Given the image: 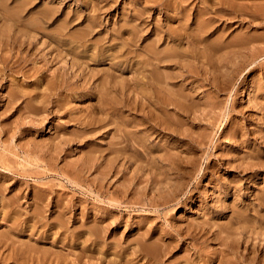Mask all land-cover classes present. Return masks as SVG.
I'll return each instance as SVG.
<instances>
[{
    "label": "rangeland",
    "instance_id": "374dc122",
    "mask_svg": "<svg viewBox=\"0 0 264 264\" xmlns=\"http://www.w3.org/2000/svg\"><path fill=\"white\" fill-rule=\"evenodd\" d=\"M202 1L206 2L0 0V264H109L110 259L119 261V254L98 257L99 253L85 252L87 234L80 230L91 224L98 225L101 229L98 237L103 239L97 237L96 244H89L90 249L94 245L96 248L128 245L127 255L130 256L137 239H148L157 243L161 250L158 253L162 255L165 248L176 246L174 257L166 253L164 259L159 255L157 264L162 261L185 264L192 260L194 264H236L238 259L237 264H244L243 255L248 256V261L251 254L254 258L264 255V109L260 108L264 104V0H208L207 4L203 2L206 5ZM195 4L199 8H195ZM202 4L204 8L208 6L220 12L213 13L219 18L213 19L211 26L199 31L196 27L201 19L195 23L192 20L195 21L194 15L203 9ZM188 7L191 9L187 11ZM182 8L186 9V14ZM213 14L203 19L214 18ZM250 14H255V18ZM185 15L188 18H184ZM148 30H158L162 32L160 36L167 38V41L160 40V44L166 42L160 47L165 51L172 47L170 36L176 37L179 30L185 32V39L188 36L194 42L193 47L183 45L184 49L189 46L188 50L193 51L190 67L165 69L170 76L183 75L175 80L181 85L174 86L181 95L192 96L189 101L193 107L190 114L179 117L177 135L171 131L152 133L150 141L146 142L137 135L135 138L129 135V162L121 158L113 162L115 167H126L125 170L103 177L115 156L109 150L110 142L123 140L124 133L118 130L129 126L122 125V118L115 117L111 111L109 120L101 121L102 125L108 124L98 125L95 118L101 116L98 113L100 101L92 90L84 91L81 82L75 83L76 79L68 85L74 90L62 87V91H57L55 84L49 85L53 89L50 92L57 91L50 100L62 99V108L56 110L49 103L46 109H32L40 105L42 93L48 91V77L39 72L46 68L41 56L46 58L66 52L70 45L82 43L90 45L87 48L92 49L88 54L92 58L95 55L93 60L96 61H102L106 57L103 54L117 53L114 61H119L116 62L118 67H111L109 61L99 64L85 57L81 60L89 63L90 69L100 70L99 77L105 75L102 79L112 73L118 85L116 93H119L121 83L126 84L127 80L129 90L133 88L143 47L158 37L155 34L148 37ZM57 38L67 40L59 42ZM203 41H207V45ZM123 46L125 48H121ZM68 54L67 60L70 59ZM61 64L51 66L46 74H56L61 66L67 70L65 65H68ZM124 67L130 69L123 72ZM68 72L73 71L68 69ZM183 77L186 80L182 81ZM245 87H251L249 97L252 99L249 110L242 112L238 98L243 97ZM124 115L128 119H140L128 111H124ZM106 130L110 132L107 134ZM242 224H246L244 232ZM194 234L197 241L192 238ZM228 242L233 245L228 246ZM150 257L135 258L131 263L154 264ZM43 259H47L46 262Z\"/></svg>",
    "mask_w": 264,
    "mask_h": 264
},
{
    "label": "bare ground",
    "instance_id": "6f19581e",
    "mask_svg": "<svg viewBox=\"0 0 264 264\" xmlns=\"http://www.w3.org/2000/svg\"><path fill=\"white\" fill-rule=\"evenodd\" d=\"M184 1H186L187 2V0H184ZM198 1V0H197ZM200 1V0H199ZM208 0H206V2H207ZM218 1V0H217ZM221 1V0H220ZM219 1V2H220ZM226 1V0H225ZM250 1V0H249ZM253 1V0H252ZM256 1V0H255ZM162 2V1H161ZM182 2H183V0H182ZM203 2H205V1H202L201 3H203ZM205 2V3H206ZM212 2V1H211ZM223 2V1H222ZM259 2V1H258ZM156 3V2H155ZM172 3V2H171ZM178 2H176V4H177ZM189 3H191V2H189ZM200 3V4H201ZM205 3H203V4H205ZM226 3V2H225ZM232 3H234V2H232ZM243 3V2H242ZM101 4V3H100ZM176 4H174V5H176ZM184 4V3H183ZM199 4V5H200ZM202 4V5H203ZM207 4V3H206ZM205 4V5H206ZM210 4V3H209ZM228 4V3H227ZM229 4H231V3H229ZM238 4V3H237ZM171 5V4H170ZM181 6H182V4H180ZM193 5V4H192ZM226 5V4H225ZM225 5H222V6H225ZM245 5V4H244ZM185 5H183V7H184ZM187 6V5H186ZM188 6H189V4H188ZM214 6V5H213ZM227 6H229V5H226L225 7H227ZM241 6V5H240ZM239 6V7H240ZM243 6V5H242ZM250 6H253V5H250ZM199 8L198 7V5L196 6V4H195V8ZM202 7V6H201ZM200 7V8H201ZM206 7V6H205ZM210 7H212L211 5H210ZM231 7V6H230ZM229 7V8H230ZM234 7V6H233ZM101 8H103V7H101ZM164 8V7H163ZM181 7H177V9H180ZM190 7H188V8H186L187 9V11H188V9H189ZM193 8H194V5H193ZM220 8V7H219ZM254 8V7H253ZM186 9L185 8H182L181 10H183L184 11V13H185V11H186ZM191 9V8H190ZM189 9V10H190ZM221 9H222V7H221ZM92 10V9H91ZM102 10V9H101ZM198 10V9H197ZM239 10V9H238ZM258 10H259V8H258ZM262 10V9H261ZM175 11V10H174ZM186 11V12H187ZM199 12L196 14V15H194V18L193 19H195V21L194 20H192L194 23L196 22V20H199V19H201L200 21H198L197 22V30H206L208 27H209V25H210V23L213 21V19L215 20V15L216 14H218V12H220V9L219 10H217L216 8L213 10V9H209L208 8V6H207V8H204V5H203V9H201V10H198ZM224 11V10H223ZM229 11V10H228ZM260 11V10H259ZM149 12V11H148ZM151 12V11H150ZM180 11H178V13L177 14H180L179 13ZM190 12V11H189ZM240 12V11H239ZM262 12V11H261ZM172 13H174V12H172ZM213 13H216L215 15L213 14ZM167 14V13H166ZM183 14V13H182ZM186 14V13H185ZM207 14H213L214 15V18H212V17H210V18H208V19H203V18H205L204 16L205 15H207ZM221 14H223V13H221ZM225 14V13H224ZM223 14V15H224ZM231 14V13H230ZM263 14V13H262ZM148 15V14H147ZM164 15V14H163ZM169 15V14H168ZM175 15V14H174ZM220 15V14H219ZM173 16V15H172ZM172 16H171V18H172ZM246 16V15H245ZM244 16V17H245ZM250 16H252V17H254L255 18V14H250ZM135 17V16H134ZM174 17H176V15L174 16ZM184 18L185 17H187V15H185V16H183ZM190 17H191V14H190ZM249 17V16H248ZM257 18H259L258 16H256ZM137 18V17H136ZM139 18V17H138ZM149 18V17H148ZM188 18V17H187ZM218 18H219V16H218ZM218 18H216V19H218ZM256 18V19H257ZM222 19V18H221ZM177 20H178V18H177ZM233 20V19H232ZM250 20V19H249ZM183 21H184V19H183ZM150 22V21H149ZM214 22V21H213ZM240 22V21H239ZM255 22V21H254ZM260 22V21H259ZM179 23L180 24H182L181 22H180V19H179ZM225 23V22H224ZM243 23V22H242ZM145 24H147V23H145ZM185 24V23H184ZM187 24V23H186ZM190 24V23H189ZM191 24H192V22H191ZM216 24H217V22H216ZM232 24V23H231ZM230 24V25H231ZM21 25V24H20ZM144 25V24H143ZM151 24L149 23V25L148 26H150ZM160 25V24H159ZM213 25V24H212ZM248 25V24H247ZM156 26V25H155ZM158 26V25H157ZM160 26H162V25H160ZM184 26H186V25H184ZM211 26V25H210ZM128 27V26H127ZM143 27V26H142ZM154 27V26H153ZM152 27V28H153ZM189 27V26H188ZM187 27V28H188ZM151 28V29H152ZM186 28V27H185ZM132 29V28H131ZM154 29V28H153ZM183 29V28H182ZM211 29V28H210ZM210 29H208V30H210ZM159 30V29H158ZM158 30H148V33H147V35H148V37L149 36H151V35H157L158 37L157 38H155L156 40H154V41H150V42H147L145 45H144V47H143V55H142V57H141V59H139V60H141L140 61V63H139V65H140V67L138 66V68L135 70V74H136V77H135V80L133 79L132 81L135 83H133L134 84V86H133V88L131 89V90H129L130 89V87H129V85H130V82H129V80H127V81H124V82H127L126 84L125 83H121V86H120V88H119V93L117 94L116 93V90H118V85H116V82H114V80H113V78H112V76L111 75H113L112 73H109V75H107L106 76V78H104V79H102L104 76H102V78H100L99 76H100V70H93L92 68L90 69V64L89 63H87L86 61H84V60H81L82 58H84L85 57V59L86 60H91V61H93V62H97V63H99V64H104V63H107V61H109V62H111V67L112 66H117L118 67V65H116V62L114 61V59L116 58V57H118V56H116V54H112V53H108V55H105V54H103L104 55V59L102 60V61H96V60H93V58H94V56H93V58H92V55H89L88 54V51L90 50V49H92V48H90V49H88L87 47L88 46H90L89 44L88 45H85V44H83L82 42V44L81 45H74V46H72V45H70V47L68 48V49H66V52H57V53H55L54 55H52L50 52V57H46L45 58V56H43V54H42V56H41V58H42V60L44 61V63H45V66H46V68L45 69H40L41 71H39L43 76H45V77H48L47 78V80H46V82H48L49 84L47 85L48 86V88H46V90H48V91H45V92H48V93H45V92H43L42 93V97H43V100L41 101V102H39V104L40 105H34L33 107H32V109L33 108H35V110L37 109V110H39V109H46V105H48L49 103L50 104H52V107L53 108H55L56 110H59L60 108H62V104H63V101L61 102V100L58 98V97H56V98H54V99H52V100H50V97L51 96H55L56 94H57V91H62V87L63 88H67V89H69V90H74V88L73 87H71V88H69L68 87V85L70 84V82H72V80L73 79H76L75 80V83H78V82H81L82 83V85L81 86H83V90L84 91H93V95H95L96 97H98V99H99V101H100V103H99V108H98V110H99V112L98 113H101V116H100V118H98V119H96L95 118V120L97 121V123H98V125L100 124L101 126H106V124H108V123H104L105 125H102L101 124V121H104L106 118L108 119V115H109V113H110V111L112 112V113H115L114 115H115V117H121L122 118V125H124V126H129V128H127V129H124V128H126V127H123V130H118V131H121V132H123L124 133V135H122V136H125L126 137V139H124V137H122L121 136V138L123 139V140H118L117 142L115 141V142H110V145H109V150H111V152H114L115 153V156H114V160H110V163H109V165H108V168H106V170H105V173L103 174L104 176L103 177H105L106 175H108L109 173H115V172H121V171H123V170H125V168H123V169H121L120 167H115L114 165H113V162L116 160V159H119V158H121V159H124V161H126V163L127 162H129V159H130V157H129V155L127 154V151L130 149V145H129V143H128V139L130 138V137H128L129 135L131 136H133L134 137V135H137V136H139L140 137V139L141 140H143V141H145V140H147V141H150V139H149V136H151L152 135V133H157V135L158 134H161V133H166L167 131H168V133L171 131L173 134H175V135H177V133H178V131H180L179 129H178V126L180 125V123H181V119L180 118H182V117H184V116H187L186 115V113L188 114H190V110H192L191 108L193 107V104H191L190 105V101H189V98H192V96L191 95H188V94H184V95H181L180 93L181 92H179L176 88H177V86L175 87L174 85H176V84H180L181 85V83H178V81H175V80H177V79H179V77H182L183 75H172V76H170L169 75V73H167L166 71H165V69L167 70V68H169V69H171V67H175V68H184L185 69V65H188L189 67L191 66V61L190 60H192L193 61V59H194V55L191 53V52H193V51H191L190 52V50H188V47L189 46H191V47H193L192 46V43H194V42H191L192 40H190V37H188L187 36V42H186V39H185V32H181L180 30H179V32H177L176 34V37H172V36H170V34H169V36H170V40L172 41V44H170V45H172V47H170V46H168V47H170V49H168V50H166L165 51V48H160V47H163V46H161L162 44H163V42H162V44H160V42L162 41V40H166V39H164V37L163 36H160L159 34H161V33H159V31ZM161 30V29H160ZM186 30V29H185ZM62 31V30H61ZM134 31V30H133ZM136 31V30H135ZM167 31V30H166ZM173 31V30H172ZM188 31V30H187ZM191 31H194V30H191ZM190 31V32H191ZM201 31V32H202ZM65 32V31H64ZM89 32V31H88ZM171 32V31H170ZM198 32V31H197ZM208 32V31H207ZM168 33V32H167ZM195 33H196V30H195ZM203 33V32H202ZM28 34H29V32H28ZM63 34V33H62ZM71 34V33H70ZM69 34V35H70ZM132 34V33H131ZM171 34H172V32H171ZM188 34V33H187ZM196 34H198V33H196ZM201 34V33H200ZM14 35V34H13ZM66 36H67V34H65ZM64 34H63V36H65ZM68 35V36H69ZM164 35V34H163ZM189 35V34H188ZM211 35V34H210ZM27 36V35H26ZM74 36V35H73ZM146 36V35H145ZM165 36H167V35H165ZM175 36V35H174ZM191 36H192V34H191ZM72 37V36H71ZM156 37V36H155ZM168 37V36H167ZM199 37V36H198ZM202 37V36H201ZM29 38V37H28ZM75 38V37H74ZM87 38V37H86ZM85 38V39H86ZM109 38H111V37H109ZM194 38H196L195 36H194ZM207 38V37H206ZM6 39H8V38H6ZM57 39H59V42H63L64 40H67L66 38H57ZM76 39V38H75ZM134 39V38H133ZM150 39V38H149ZM192 39H193V37H192ZM205 39V38H204ZM208 39H209V37H208ZM208 39H205V40H207V41H209ZM29 40V39H28ZM69 40H71V39H69ZM80 40H82V39H80ZM91 40V39H90ZM93 40V39H92ZM91 40V41H92ZM113 40V39H112ZM146 40H147V38H146ZM161 40V41H160ZM198 40H199V38L197 39V42H198ZM201 40H203V39H201ZM97 41V40H96ZM137 41V40H136ZM167 41V40H166ZM207 41H203L204 43L206 42V45H207ZM8 42V41H7ZM50 42V41H49ZM48 42V43H49ZM68 43L69 42H71V41H67ZM75 42V41H74ZM135 42V41H134ZM170 42V41H169ZM168 42V43H169ZM201 42V41H200ZM77 43V42H76ZM85 43V42H84ZM129 43V42H128ZM127 43V44H128ZM136 43V42H135ZM165 44H166V42H164ZM167 43V44H168ZM188 44L189 46L187 47V49H184V47H183V45L184 44ZM202 43V42H201ZM201 43H199V45L201 46ZM20 44V43H19ZM44 44V43H43ZM72 44V43H71ZM131 44V43H130ZM242 44V43H241ZM240 44V45H241ZM63 45V44H62ZM164 45V44H163ZM198 45V46H199ZM209 45V44H208ZM25 46V45H24ZM94 46V45H93ZM141 46H143V45H141ZM197 46V45H196ZM29 47V46H28ZM53 47V46H52ZM63 47V46H62ZM112 47V46H111ZM135 47V46H134ZM134 47H131V48H134ZM164 47H166V46H164ZM168 47H166V48H168ZM203 47V46H202ZM208 47V46H207ZM214 47H216V46H214ZM54 48H56V47H54ZM81 48V49H80ZM105 48V47H104ZM103 48V49H104ZM107 48V47H106ZM106 48H105V50H106ZM121 48H125L124 46L123 47H121ZM120 48V49H121ZM197 48V47H196ZM209 48V47H208ZM234 48H236V47H234ZM239 48V47H238ZM241 48V47H240ZM28 49V48H27ZM93 49H95V47H93ZM111 49V48H110ZM140 49V48H139ZM193 49V48H192ZM191 49V50H192ZM199 49V48H198ZM217 49V48H216ZM61 50V49H60ZM104 50V51H105ZM108 50V49H107ZM134 50V49H133ZM137 50V49H136ZM205 50V49H204ZM203 50V51H204ZM215 50V49H214ZM126 51L127 52H131L132 51V49H131V51H129V49L127 50L126 49ZM140 51H141V49H140ZM202 51V52H203ZM208 51H209V49H208ZM213 51V50H212ZM216 51V50H215ZM106 52V51H105ZM104 52V53H105ZM119 52H122V51H119ZM133 52V51H132ZM131 52V53H132ZM170 52V54H168ZM33 53V52H32ZM69 53V54H68ZM94 53H97V52H94ZM94 53H92V54H94ZM107 53V52H106ZM115 53V52H114ZM123 53H125V51L123 52ZM131 53H127L126 55H128V54H131ZM200 53V52H199ZM209 53H210V51H209ZM213 53H216V52H213ZM67 54L68 55H70V59L69 60H67L66 59V56H67ZM99 54V53H98ZM98 54H97V56H98ZM102 54V53H101ZM119 54V53H118ZM202 54V53H201ZM38 55V54H37ZM132 55V54H131ZM137 55H138V53H137ZM213 55H215V54H213ZM86 56H88V57H86ZM100 56V55H99ZM195 56H196V54H195ZM207 56V55H206ZM211 56H212V53H211ZM128 57V56H127ZM172 57V58H171ZM209 57V56H208ZM35 58H37V57H35ZM38 58H40V57H38ZM60 58V59H59ZM67 58H68V56H67ZM103 58V57H102ZM136 58V57H135ZM191 58H193V59H191ZM198 58V57H197ZM200 58V57H199ZM198 58V59H199ZM211 58V57H210ZM242 58V57H241ZM64 59H66V60H64ZM94 59H96V58H94ZM215 59V58H214ZM41 60V59H40ZM100 60V59H99ZM139 60H138V62H139ZM38 62V61H37ZM58 62H62V64H64V63H66L68 66H66L65 65V69H67V70H64V69H62V66L61 67H58V68H55L56 70L58 69V72L55 74V73H53L52 75H47L46 74V71H49L50 69V67L51 66H53V65H55V64H57ZM138 62L136 63V64H138ZM169 62V63H168ZM87 65H86V64ZM117 63H119V61L117 62ZM130 63V62H129ZM61 64V65H62ZM122 64V63H121ZM127 64V63H126ZM202 64V63H201ZM208 64V63H207ZM128 65V64H127ZM130 65V64H129ZM198 65H200L199 63H198ZM197 65V66H198ZM122 67L124 66L123 64L121 65ZM126 66V65H125ZM185 66V67H184ZM196 66V65H195ZM202 66H204V65H202ZM128 67V66H127ZM123 68L122 69V71L124 72L125 70H129L130 68ZM130 67V66H129ZM201 68V67H200ZM38 69V68H37ZM68 69H70L71 71H73V72H71V73H69L68 72ZM116 71L118 70L117 68H114ZM187 69V68H186ZM196 69H197V67H196ZM205 70V69H204ZM62 71H65V72H63V73H61ZM67 71V72H66ZM120 73H121V70H118ZM176 71V70H175ZM186 72V71H185ZM199 72V71H198ZM205 72V71H204ZM207 72V71H206ZM177 73V72H176ZM181 73H183V72H181ZM195 73V72H194ZM201 73V72H200ZM199 73V74H200ZM104 74V73H103ZM103 74H101V75H103ZM177 74H179V73H177ZM195 74H197V73H195ZM195 74H193L194 76H196ZM115 75V74H114ZM191 77H194V76H192V75H190ZM108 77V78H107ZM189 77V76H188ZM201 78V77H200ZM190 79V78H189ZM203 79V78H202ZM207 79V78H206ZM217 79L218 78H214V81H217ZM54 80V81H53ZM67 80H70V81H67ZM98 80V82L97 83H95L96 81ZM116 80V79H115ZM183 80H186V78L185 77H183L182 78V81ZM56 81L58 82L57 83V85H56ZM204 81L205 80H203V83H204ZM207 81V80H206ZM119 82V81H118ZM177 82V83H176ZM179 82H180V80H179ZM195 82V81H194ZM210 83V82H209ZM54 85L55 84V87H54V89L55 90H57V91H55L56 93H54V92H50V91H52L53 89L52 88H50V86L49 85ZM79 84V83H78ZM122 84H123V86H122ZM132 84V83H131ZM90 85V86H89ZM180 85H179V87H180ZM183 86V85H182ZM216 86V85H215ZM53 87V86H52ZM76 87V86H75ZM173 87H175V89L173 88ZM209 87V86H208ZM258 87V86H257ZM79 88V87H78ZM92 88V89H91ZM216 88V87H215ZM219 88V87H218ZM182 89V88H181ZM190 89V88H189ZM220 89V88H219ZM225 89V88H224ZM45 90V89H44ZM78 90V89H77ZM175 90V91H174ZM184 90V89H183ZM221 90V89H220ZM79 91H81L80 89H79ZM113 92H115V94L113 93ZM184 92V91H183ZM188 92H190V90H188ZM251 92H252V89H251V87H245L244 89H243V91H242V94H243V97L240 99V97L238 98L239 99V102L240 103H242V112L243 111H245V110H249L248 109V106H249V102H250V100L252 99H250V95H251ZM62 94V93H61ZM85 94V93H84ZM178 95V96H177ZM14 96V95H13ZM37 97H39V96H37ZM65 97V96H64ZM77 97V96H76ZM32 98V97H31ZM64 99V98H63ZM189 101V102H188ZM194 101V100H193ZM192 101V102H193ZM26 102H28V101H26ZM189 103V104H188ZM49 104V105H50ZM263 106H261L260 108L261 109H264V104H262ZM29 106V105H28ZM192 106V107H191ZM195 107H196V105H194ZM198 106V105H197ZM208 106V105H207ZM210 107H212L211 105H209ZM49 107V106H48ZM51 107V106H50ZM256 107V106H255ZM29 108V107H28ZM260 108H259V110H260ZM198 109V108H197ZM194 110V109H193ZM202 110H204V109H202ZM41 111V110H40ZM124 111H128L130 114H134L135 116H137V117H140V119H139V121H137V119H128V118H126L125 117V115L123 116V112ZM202 112V111H201ZM206 112V111H205ZM210 112V111H209ZM247 113V112H246ZM208 114V113H207ZM91 115V114H90ZM113 115V116H114ZM103 116V117H102ZM111 116V115H110ZM180 117V118H179ZM191 117V116H190ZM204 117V116H203ZM250 117V116H249ZM206 118V117H205ZM204 118V119H205ZM80 119V118H79ZM186 119V118H185ZM193 119H194V117H193ZM203 119V118H202ZM92 120V119H91ZM109 120V119H108ZM188 120H189V118H188ZM106 121V120H105ZM200 121V120H199ZM258 121V120H257ZM87 122V121H86ZM91 122V121H90ZM202 122V121H201ZM81 123V122H80ZM94 123V122H93ZM91 125V124H90ZM114 125V124H113ZM182 125V124H181ZM83 126H84V124H83ZM117 126V125H116ZM131 128V129H130ZM122 129V128H121ZM185 130V129H184ZM254 130V129H253ZM82 131V130H81ZM84 131V130H83ZM94 131V130H93ZM166 131V132H165ZM106 132H107V134L110 132V131H107L106 130ZM113 132V131H112ZM120 132V133H121ZM102 133V132H101ZM117 133V132H116ZM122 133V134H123ZM139 134V135H138ZM106 135V134H105ZM179 135V134H178ZM162 136V135H161ZM115 137V136H114ZM113 137V138H114ZM119 137V136H118ZM117 137V138H118ZM135 138V137H134ZM134 138H132V139H134ZM264 139V138H263ZM113 140H115V139H113ZM134 140H137V139H134ZM127 141V142H126ZM130 142V141H129ZM137 142V141H136ZM139 142V141H138ZM141 142V141H140ZM146 142V141H145ZM143 143V142H142ZM145 144V143H144ZM147 144V143H146ZM131 145H132V143H131ZM142 146V145H141ZM145 146V145H144ZM149 147V146H148ZM143 150H145V149H143ZM147 152V151H146ZM131 154V153H130ZM146 154V153H145ZM150 155V154H149ZM187 159V158H186ZM109 162V161H108ZM258 162H259V160H258ZM264 162V161H263ZM259 164V163H258ZM171 165V164H170ZM120 166H123V163H121V165ZM175 166V165H174ZM128 167V166H127ZM178 168V167H177ZM243 172V171H242ZM114 175V174H113ZM101 178V177H100ZM101 179H103V178H101ZM166 181V180H165ZM156 185V184H155ZM178 185V184H177ZM181 185V184H180ZM117 186V185H116ZM126 188H127V186H126ZM158 189V188H157ZM176 190V189H175ZM122 191V190H121ZM169 193V192H168ZM263 193H264V191H263ZM166 196V195H165ZM259 197H260V195H258ZM168 197V196H167ZM261 198V197H260ZM255 199V198H254ZM169 200V199H168ZM264 200V199H263ZM252 206V205H251ZM247 207V206H246ZM10 211V210H9ZM246 214V213H245ZM4 216V215H3ZM58 216H60V215H58ZM258 220V219H257ZM46 222V221H45ZM55 222V221H54ZM248 222V221H247ZM254 222V221H253ZM58 223V222H57ZM56 223V224H57ZM44 224H46V223H44ZM48 224V223H47ZM91 224V223H90ZM94 224V223H93ZM207 224V223H206ZM60 225H61V223H60ZM102 225V224H101ZM100 225V226H101ZM196 225V224H195ZM246 224H242V226H243V228H242V231L244 232L245 231V226ZM251 225V224H250ZM48 226V225H47ZM82 226H84V225H82ZM192 226V225H191ZM245 226V227H244ZM248 227V226H247ZM78 228H80V226L78 227ZM102 228V227H101ZM235 228V227H234ZM62 229V228H61ZM190 229H192L193 230V228L191 227ZM236 229H237V227H236ZM15 230V229H14ZM65 230H67V228L65 229ZM101 229H99V227H98V225H92L91 224V226H86L85 228H83L82 227V230H80L81 232L82 231H84V234L86 235V245H85V252H87L88 254H92L93 252H96V253H99L100 254V256H98V257H101V254L104 256V255H108L109 253H112V254H117V256H118V254L121 256V259L119 260V261H114V260H112V259H110L108 262H110L109 264H122V263H124V264H132L131 262L135 259V258H143L144 256H146V255H150L151 257V260L153 261V263L154 264H157L156 262L157 261H159V255H161V254H159L158 253V251H160L161 252V250H158V249H160V248H157V243H155V242H149L148 241V239H144V240H136V241H138V243L136 242V244L138 245H135L134 247H132V251L130 252L131 254H130V256H128L127 255V252H128V245H126V246H117V247H103V245L101 246V248L100 247H98V248H100V249H98V248H96V245H94L93 246V248H88L90 245L89 244H96L97 243V237L99 236V231H100ZM195 230H196V228H195ZM201 230V229H200ZM247 230V229H246ZM80 231H78L77 232V234L80 232ZM186 231V230H185ZM220 231V230H219ZM44 232H45V230H44ZM103 232V230L101 231V233ZM147 232V231H146ZM189 232V231H188ZM187 232V233H188ZM194 231H192V233H193ZM218 232V231H217ZM250 232H251V230H250ZM254 231H252V233H253ZM259 232H261V231H259ZM258 231H256L255 233H259ZM47 233V232H46ZM206 233V232H205ZM224 233V232H223ZM223 233H221L222 235H223ZM246 233V232H245ZM247 233H248V230H247ZM246 233V234H247ZM82 234V233H81ZM149 234V233H148ZM198 234V233H197ZM200 234V233H199ZM264 234V233H263ZM101 235V234H100ZM103 235V234H102ZM202 235V234H201ZM43 236V235H42ZM50 236V235H49ZM91 236H94V238H92ZM140 236V235H139ZM144 236H146L147 237V235H144ZM197 235H193L192 236V238L193 239H195L196 240V237ZM199 236V235H198ZM226 236H228V235H226ZM202 236H200V238H201ZM229 237H231V240H235V239H232V236H229ZM42 238V237H41ZM80 238V237H79ZM99 238V240H101V239H103V237H98ZM215 238V237H214ZM58 239V238H57ZM76 239V238H75ZM142 239V238H141ZM205 239V238H204ZM227 239H228V237H226L225 238V240H226V244H227ZM64 240V239H63ZM105 240V239H104ZM103 240V241H104ZM199 240V239H198ZM209 240V239H208ZM224 240V241H225ZM66 241V240H65ZM84 241V240H83ZM126 241V240H125ZM133 241V240H132ZM197 241V240H196ZM203 240H201V242H202ZM216 241V240H215ZM214 241V242H215ZM230 241V240H229ZM254 241V240H253ZM58 242V241H57ZM60 242V241H59ZM73 242V241H72ZM82 242V241H81ZM200 242V241H199ZM203 242H206V241H203ZM231 242V241H230ZM251 242V241H250ZM38 243V242H37ZM67 243V242H66ZM75 243V242H74ZM128 243H129V241H128ZM131 243V242H130ZM229 243V242H228ZM81 244V243H80ZM168 244H170V243H168ZM224 244V243H223ZM23 245V244H22ZM54 245V244H53ZM63 245V244H62ZM61 245V246H62ZM68 245V244H67ZM101 245V244H100ZM229 245H233V242H232V244H228V246ZM234 245H235V243H234ZM253 244H251V246H252ZM255 245V244H254ZM253 245V246H254ZM106 246V245H105ZM115 246V245H114ZM169 246V245H168ZM174 246V245H173ZM172 246V248H165V249H167L166 251H164L163 249V252H165V253H163L162 255H161V257L163 256L164 257V255L166 256L167 254L166 253H168V254H170V256H173V254L176 252H174L173 250L174 249H176V246H174L173 247ZM225 246V245H224ZM161 247H163V246H161ZM178 247V246H177ZM231 247V246H230ZM233 247V246H232ZM231 247V248H232ZM234 247H236V246H234ZM233 247V248H234ZM245 247V246H244ZM249 247V246H248ZM21 248V247H20ZM113 248V249H112ZM129 248H130V246H129ZM258 248V247H257ZM88 249V250H87ZM236 249H237V247H236ZM110 250H112V251H114V252H111ZM131 250V249H130ZM231 250V249H230ZM244 250V249H243ZM255 250H258V249H255ZM14 251V250H13ZM33 251V250H32ZM178 251V250H177ZM205 251V250H204ZM236 251V250H235ZM41 252H43V251H41ZM232 252H234V250H232ZM254 252V251H253ZM259 252V251H258ZM11 253V252H10ZM13 253V252H12ZM18 253V252H17ZM44 253V252H43ZM46 253V252H45ZM54 253V252H53ZM84 253V252H83ZM244 254V253H243ZM242 254V255H243ZM246 254V253H245ZM255 254V253H254ZM25 255V254H24ZM62 255V254H61ZM187 255V254H186ZM185 255V256H186ZM235 255V254H234ZM261 255V254H260ZM34 256V255H33ZM37 256V255H36ZM88 256V255H87ZM113 256V255H112ZM181 256V255H180ZM185 256H183L184 257V259H187ZM193 256V255H192ZM203 256V255H202ZM247 255H243V257H242V259H244V260H242V262L244 263V264H261V262L260 261H262L263 259H264V255H261L260 257L262 258L261 260L259 259L260 257H257V256H255V255H253V256H255V258L254 257H251L252 256V254H251V256H250V261H248L247 260V258H248V256L246 257ZM174 257V256H173ZM188 257V256H187ZM220 257H222V256H220ZM240 257V256H239ZM238 257V258H239ZM256 257H257V260H256ZM30 258V257H29ZM56 258H59V257H56ZM65 258V257H64ZM149 258V259H150ZM166 258H168V257H166ZM171 258V257H170ZM237 258V259H238ZM241 258V257H240ZM17 259V258H16ZM45 259V258H44ZM43 259V260H44ZM48 259V258H47ZM46 259V260H47ZM63 259V258H62ZM76 259V258H75ZM164 259H165V257H164ZM163 259V260H164ZM188 259H189V257H188ZM191 259V258H190ZM202 259V258H201ZM219 260H220V258H218ZM255 259V260H254ZM259 259V260H258ZM18 260V259H17ZM46 260H44L45 262H46ZM57 260V263L59 262V261H61L60 260V258H59V261H58V259H56ZM71 260V259H70ZM107 260V259H106ZM168 260H170V259H167V261ZM241 260V259H240ZM53 260H50V262H52ZM148 261V260H147ZM151 261V262H152ZM165 261V260H164ZM180 261V260H179ZM193 261V260H192ZM192 261H188V262H186L185 264H194ZM196 261H197V258H196ZM195 261V262H196ZM217 261V260H216ZM237 261H239V259L237 260ZM236 261V264L238 263ZM246 261V262H245ZM65 262V261H64ZM148 262H150V261H148ZM177 262V260H175L174 259V262L173 263H176ZM199 262V261H198ZM24 263V262H23ZM80 263V262H79ZM162 263H163V261H162ZM161 263V264H162ZM179 263V262H178ZM234 264H235V262H233ZM264 263V260L262 261V264ZM19 264V263H18ZM73 264V263H72ZM135 264V263H134ZM149 264V263H148ZM163 264H165V263H163ZM169 264H171V263H169ZM177 264V263H176ZM217 264V263H216Z\"/></svg>",
    "mask_w": 264,
    "mask_h": 264
}]
</instances>
